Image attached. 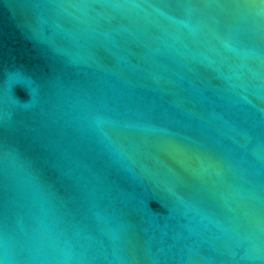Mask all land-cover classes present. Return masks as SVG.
I'll list each match as a JSON object with an SVG mask.
<instances>
[{
  "label": "water",
  "instance_id": "water-1",
  "mask_svg": "<svg viewBox=\"0 0 264 264\" xmlns=\"http://www.w3.org/2000/svg\"><path fill=\"white\" fill-rule=\"evenodd\" d=\"M0 264H264V0H0Z\"/></svg>",
  "mask_w": 264,
  "mask_h": 264
}]
</instances>
